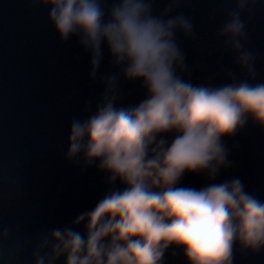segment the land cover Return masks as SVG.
I'll return each instance as SVG.
<instances>
[{"label": "clouds", "instance_id": "obj_1", "mask_svg": "<svg viewBox=\"0 0 264 264\" xmlns=\"http://www.w3.org/2000/svg\"><path fill=\"white\" fill-rule=\"evenodd\" d=\"M181 2L156 15L154 0H30L49 9L61 42L78 39L103 87L87 117L70 122L63 155L105 185L94 207L40 236L32 264H168L177 253L184 264H234L236 249L264 251V200L239 177L220 179L234 168L227 142L249 124L264 131V82L250 83L257 57L242 19L264 0H234L225 13L216 38L245 79L229 71L222 85L191 81L177 34L196 39L194 24L171 14ZM122 81L139 82L144 98L123 104ZM188 175L202 185L183 186Z\"/></svg>", "mask_w": 264, "mask_h": 264}, {"label": "water", "instance_id": "obj_2", "mask_svg": "<svg viewBox=\"0 0 264 264\" xmlns=\"http://www.w3.org/2000/svg\"><path fill=\"white\" fill-rule=\"evenodd\" d=\"M116 0H106L110 7ZM169 0H154V14H161ZM234 0H182L171 14L192 19L196 39L177 34L186 55L191 81L222 85L226 72L245 79L224 54L216 33ZM49 9L30 0H0V264H32V251L40 236L53 227H63L91 209L105 191L103 176L94 168L81 171L64 159L70 122L84 119L94 109L103 87L90 79V56L77 38L61 42L49 22ZM246 23V47L253 52L255 84L264 82V4ZM107 50L100 71L109 73ZM122 103H139L144 90L139 82L122 81ZM234 168L220 179L239 177L246 191L264 200V131L249 124L229 140ZM200 177L188 175L183 186L200 187ZM82 230V226H81ZM168 264H184L177 253L166 256ZM62 264V261L60 262ZM234 264H264L259 254L234 251Z\"/></svg>", "mask_w": 264, "mask_h": 264}]
</instances>
